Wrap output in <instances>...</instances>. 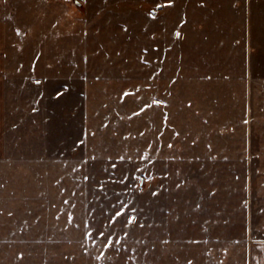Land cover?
<instances>
[{"label": "rangeland", "instance_id": "1", "mask_svg": "<svg viewBox=\"0 0 264 264\" xmlns=\"http://www.w3.org/2000/svg\"><path fill=\"white\" fill-rule=\"evenodd\" d=\"M0 264H264V0H0Z\"/></svg>", "mask_w": 264, "mask_h": 264}, {"label": "snow or ice", "instance_id": "2", "mask_svg": "<svg viewBox=\"0 0 264 264\" xmlns=\"http://www.w3.org/2000/svg\"><path fill=\"white\" fill-rule=\"evenodd\" d=\"M77 2H78V0H77ZM120 213H118V215H119ZM131 221H129V223H130Z\"/></svg>", "mask_w": 264, "mask_h": 264}]
</instances>
